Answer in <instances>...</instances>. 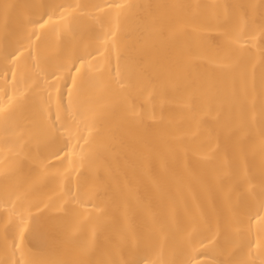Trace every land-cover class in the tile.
<instances>
[{"label": "bare ground", "instance_id": "obj_1", "mask_svg": "<svg viewBox=\"0 0 264 264\" xmlns=\"http://www.w3.org/2000/svg\"><path fill=\"white\" fill-rule=\"evenodd\" d=\"M0 264H264V0H0Z\"/></svg>", "mask_w": 264, "mask_h": 264}]
</instances>
